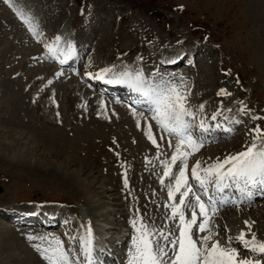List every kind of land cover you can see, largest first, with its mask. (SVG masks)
Wrapping results in <instances>:
<instances>
[{
	"label": "rangeland",
	"instance_id": "obj_1",
	"mask_svg": "<svg viewBox=\"0 0 264 264\" xmlns=\"http://www.w3.org/2000/svg\"><path fill=\"white\" fill-rule=\"evenodd\" d=\"M18 10L32 18L39 36L16 20H22ZM54 42L79 50V63L60 68L42 55ZM119 49L124 53L118 54ZM187 50L198 51L196 68L180 66L170 74L159 70L156 61ZM113 53L117 62L127 60L133 63L128 67L139 65L149 77L159 74L188 90V105L196 110L193 126L201 119L206 125H221L217 140L204 143L213 150H208L211 145L203 147L197 160L211 164L243 151L252 142L251 130L257 125L264 129V0H0V264H14L4 249L9 244L6 230L28 228L12 225L1 213L8 208L64 210L83 227H109V235L121 241L116 246L122 252L116 254L120 264L128 262L134 219L143 217L153 227L164 224L165 216L154 219L151 214L153 203L163 206L168 195L162 189L153 202L151 194L159 173L153 169L166 157L168 144L160 151L162 143L155 148L144 136L151 125L155 139L162 141L163 135L174 146L177 140L153 130L144 109L126 106L127 116L134 111L143 116L128 119L120 111L125 108L121 100L112 103L91 89V81L81 82L82 70H101ZM58 71L63 76H57ZM221 89L228 94H219ZM241 101L250 110L247 115L239 111ZM214 113L216 120L211 119ZM225 128L232 129L228 137ZM252 202L239 205L244 207L240 213L229 211L225 219L220 212L228 208L216 212L214 222L220 228L211 230L218 240L216 234L223 232L225 246L232 237L230 246L241 258L251 254L229 231L244 230L247 238L255 233L264 241V200ZM253 258L264 264V257Z\"/></svg>",
	"mask_w": 264,
	"mask_h": 264
},
{
	"label": "snow or ice",
	"instance_id": "obj_2",
	"mask_svg": "<svg viewBox=\"0 0 264 264\" xmlns=\"http://www.w3.org/2000/svg\"><path fill=\"white\" fill-rule=\"evenodd\" d=\"M17 14L28 25L30 31L39 36L32 18L22 10H18ZM60 40V36L55 37V42ZM55 42L46 47L53 56L58 58L62 50ZM72 51V46H69L68 52L64 55L67 56ZM100 72L99 78L102 79L104 73H112L110 83L127 84L134 91L142 93L150 105L149 111L152 112V118L156 121L161 132H167L169 136H175L177 139L175 150L170 158L161 161L164 168L160 179L162 184L165 177L174 181V183L170 182L166 185L170 203H167L165 207L171 210L169 218L179 221L178 235L172 231L165 232L163 228L150 227L144 222L143 217L134 219L132 226L135 235L132 237V246L128 250L127 264H262L260 258H253L257 254L264 256V241H258L255 233H252L249 239L242 230L236 237L251 254L247 258H241L238 250L230 246L232 237H228L229 246H222L220 241L214 238L209 221L210 214H215L220 207L229 204L238 205L246 200L251 202L252 186L259 185L264 190V129L257 125L251 130L254 134L252 142L243 151L227 155L223 159L217 158L215 162L206 166H202L201 161L197 160L189 169V157L199 151L205 143L203 136H193L196 110L188 105L189 91H182L178 85L159 74H153L151 79L146 78L142 70L139 69L117 73L113 72L112 68H103ZM157 76H159L158 82ZM219 94L228 93L221 89ZM240 104L239 111L247 115L250 110L242 101ZM198 107L202 111L204 105L201 104ZM217 115L218 113H214L211 119L216 120ZM251 118L255 120L261 117L252 116ZM240 122L239 120L234 121V123ZM198 126L202 132L208 131L209 126L203 119L199 121ZM216 127H220V124H217ZM231 130V128L226 129V131ZM147 135L159 149L151 132V125L148 127ZM161 139H164L163 135H161ZM168 144L170 147L172 146L171 140L168 141ZM174 167L176 171H173ZM189 176L194 183L199 185L196 191L193 190V183L190 182ZM125 185H127L126 179ZM209 188H213L217 195H208L207 202H205L199 193L202 191L207 194ZM230 188H235L240 193L239 198L231 193H226V189ZM177 195L179 196L178 203ZM186 200L195 201L190 219L185 215ZM197 208L202 218L198 224V231L203 235L194 240L191 229L193 225H197ZM245 224L250 230L251 225L247 221ZM29 238L33 239V237ZM40 239L43 240L44 237H40ZM80 241L85 257L80 264H93L94 237L90 223L85 228V233L80 237ZM36 247L47 264H78V258L73 259L63 241L58 238L53 237L46 247L40 245Z\"/></svg>",
	"mask_w": 264,
	"mask_h": 264
},
{
	"label": "bare ground",
	"instance_id": "obj_3",
	"mask_svg": "<svg viewBox=\"0 0 264 264\" xmlns=\"http://www.w3.org/2000/svg\"><path fill=\"white\" fill-rule=\"evenodd\" d=\"M15 18V17H14ZM16 20L18 21H20L21 23H22V25H23V20H20V19H18V18H16ZM16 22V21H15ZM17 23V22H16ZM33 33V32H32ZM32 33H30L31 34V36H33L32 35ZM30 38V37H29ZM23 43H25V42H23ZM28 43V42H27ZM53 45V44H52ZM59 46V45H58ZM165 46V45H164ZM27 47H29V46H27ZM32 47V46H31ZM36 48V47H35ZM59 48L61 49V50H64V52L63 53H65L66 52V50H67V52H68V49L67 48H63L62 46H59ZM31 49V48H30ZM38 49V48H37ZM37 49H36V51H37ZM66 49V50H65ZM134 49H136V47H134V48H132V49H130L129 51H128V53H132L133 51H134ZM32 50V49H31ZM34 50V49H33ZM40 50V49H39ZM41 50H42V47H41ZM40 50V51H41ZM49 49H48V47L45 49V50H43L42 51V55H48V51ZM131 50H132V52H131ZM118 51V54H122V53H124L123 52V50L122 49H119V50H117ZM119 51H121V52H119ZM143 51V50H142ZM189 51H191V50H189ZM73 51H72V53L69 55V56H67V58L66 59H64V61H63V66H65V65H70V64H72V60L70 59L71 58V56L73 55ZM144 53V52H143ZM162 54V53H161ZM141 55H143V54H141ZM41 56V55H40ZM78 56H79V53H78ZM110 56H113V58L112 59H110V60H108L107 61V63H105V64H102L101 65V68L103 69V68H112L113 70H117V69H120V70H123V71H125V70H132V71H135L136 69H135V64L134 65H132V67L131 66H126V65H131V64H133V63H131V62H127V60L126 61H122V62H117L116 60H117V56L118 55H116V54H111V55H109V58H111ZM117 57V58H116ZM143 57V56H142ZM49 58V57H48ZM144 58H145V56H144ZM168 58H170V59H168ZM145 60V59H144ZM184 59H183V55H182V53L181 54H178V56H173V58H171L170 56L168 57H165V58H163L162 60H160L161 61V63H159L158 61H156V64H158L157 66H159V70H164V72H166V73H168V74H170L171 72H176L175 70H177V69H179V67L181 66V64H182V61H183ZM196 60V56H195V58H194V61ZM131 61V60H130ZM154 61V60H153ZM127 68H126V67ZM161 66H163V67H165V68H163V67H161ZM163 68V69H162ZM168 68V69H167ZM191 69V68H190ZM99 70V69H98ZM152 70V72H157V71H155V70H153V69H151ZM177 71H179V70H177ZM114 72V71H113ZM85 73V72H84ZM68 74H70V73H68ZM56 75L57 76H63V73H60L59 71L56 73ZM71 75V74H70ZM101 75V72L99 71V72H97V75H94V78H95V80H96V85H97V87L98 88H104L108 93H110L109 95L111 96L110 98H109V100L112 102V103H114L115 102V100H117V99H119V98H121V97H124V96H128L129 95V89L130 88H128V87H126L124 84H122V83H110L109 82V80L112 78V73H104L103 74V78L101 79V78H99V76ZM71 77H73V75H71V76H68V78H71ZM89 77H92L91 75L89 76ZM75 78V77H74ZM159 76H157V78H156V80L158 81L159 79ZM81 82L83 83V80H81ZM98 82L100 83V84H98ZM101 84H103V85H101ZM127 89H128V91H127ZM90 91V90H89ZM106 92V93H107ZM133 96V95H132ZM100 98V97H99ZM133 99H135V98H139V97H136V96H133L132 97ZM101 99V98H100ZM107 101V100H106ZM107 103V102H106ZM127 104L128 103H126V104H124V106H125V108H122V107H120L122 110H120V111H123V112H125V110L124 109H126L127 107ZM108 105H110L109 103H107V106ZM190 105V104H189ZM143 106H145V105H142V104H140L139 105V107H142V109H144V112L146 113V115H144V116H148L150 119H149V121H151L152 122V124H153V130H155L156 132H158V131H160L161 129L159 128V126L157 125V123H156V121L152 118V116H151V114H150V112L149 111H145V109H147L146 107H143ZM109 108H110V106H109ZM112 108H114V107H112ZM116 109V108H115ZM119 109V108H118ZM130 109V108H129ZM140 109V108H139ZM127 110V109H126ZM116 111H117V109H116ZM128 112H129V110H127ZM119 112V111H118ZM128 112H125L124 114H125V116L128 118V119H134V118H143V116L142 115H140V114H138L137 116L135 115V114H133V113H131L130 115H128L127 116V113ZM120 113H122V112H120ZM130 113V112H129ZM135 113H137V112H135ZM123 114V113H122ZM121 115V114H120ZM139 115L141 116V117H139ZM124 118V115L122 116V119ZM126 120V119H125ZM149 123V122H148ZM210 124V129L209 130H213V132H212V135L209 137V135L208 134H206L205 132H204V138H205V140H207L208 138H210V140L211 141H216L217 140V134H216V132L217 131H219V129H220V127H221V125H220V127H216V125L218 124V123H213V124H211V123H209ZM226 129V128H225ZM228 129V128H227ZM147 130H148V128H147ZM222 130H223V128H222ZM232 131V130H231ZM231 131H229V133L231 132ZM10 132V131H9ZM148 132V131H147ZM229 133H227L226 135V137H228L230 134ZM23 134V133H22ZM142 135V134H141ZM236 135V134H235ZM27 137V136H26ZM25 137V138H26ZM144 138H146L147 140L149 139L148 138V135H147V133H146V135L144 136ZM144 138H141V140H143ZM20 139V138H19ZM159 139V138H158ZM157 138H156V141H157V144L159 145V148H160V143H162V146H161V148H160V151H161V149H163V145L166 143V144H168V140L166 139V141H165V139H163L162 141L159 139L158 140ZM17 142V141H16ZM176 143H177V141H176ZM153 144V143H152ZM172 145H173V143H172ZM209 145H211V144H207V145H203V147H205V146H209ZM153 146L155 147V148H157V145L156 144H153ZM213 145H211V147L208 149V150H210L211 148H212V150H213V148H214V146L212 147ZM216 147L215 148H218V145H215ZM203 147L202 148H200V150L199 151H197V152H195V153H193L190 157H189V160H188V163H189V169L191 168V166L192 165H194L193 163H192V161H193V158H195L194 160H197V158L199 157V152L200 151H202V149H203ZM220 147V146H219ZM175 148V146L173 145V146H169V144H168V146L167 147H165V150L163 151L164 152V154H165V158L162 160V155L160 154V151H159V154H160V159L162 160V161H165V159L166 158H170V156H171V154H172V152L175 150L174 149ZM174 149V150H173ZM203 152V151H202ZM205 152H206V150H205ZM202 154H204V153H202ZM206 155V154H205ZM211 155V154H210ZM203 159V158H202ZM167 160V159H166ZM198 160H201V159H198ZM156 162H159V161H156ZM196 162V161H195ZM202 163V166H206V165H208L207 164V162H201ZM157 164V163H156ZM210 164V163H209ZM161 165H162V163L159 165V166H156V167H154V169H153V167H152V169H153V172H154V170L156 171L158 168H159V173L158 174H156V178H157V181H158V183H155L154 184V187H155V189H156V191H155V193H152L151 195L153 196V198H155L154 199V201L153 202H155L156 201V197L157 196H159L160 194H161V191H162V189H163V191H164V194H166V196L168 195L167 194V187H166V185H168L170 182H173L174 183V181H170L169 180V178H167V177H165L164 178V183L162 184L161 183V180H158L159 178H161V176L163 175V168H164V165L161 167ZM173 171H176V168L174 167L173 168ZM152 172V173H153ZM154 174H155V172H154ZM153 174V175H154ZM154 179V177L152 176V180ZM189 180H190V182H192V178H191V176H189ZM149 180H148V178L145 176V184L148 182ZM155 181V180H154ZM160 181V182H159ZM253 187V189H254V192H256V195L257 196H255L254 197V200H258L259 199V197H258V195L261 193V192H264V190H262V188H261V186H259V185H256V186H252ZM194 189V188H193ZM233 189V188H232ZM101 190V189H100ZM236 192V191H235ZM98 193V192H97ZM96 193V194H97ZM151 197V196H150ZM178 200H179V196L177 195V203H178ZM167 203H170V201H169V198H168V196H167V201L164 203V205L162 206H157V205H155L154 203H153V207H154V210L152 211V214L151 215H154V219H159L158 217L160 216L162 219L164 218V216H165V220H164V224H162L161 226H155V227H158L157 229H161V228H163L164 229V231L166 232V231H170V229H172L173 231H174V233L176 234V235H178V225H179V221H178V219L177 220H175V221H173L172 219H170L169 217L171 216V210L169 209V208H167V207H165V205L167 204ZM246 203V201L243 203V204H245ZM248 204L249 203H252L253 204V202H247ZM252 204H251V206H252ZM186 205H187V207H185V215H186V218H188V219H190V217H191V212H192V208H193V206L195 205V201L193 200V201H188V200H186ZM239 205V204H238ZM238 205H231V204H229V205H227L226 207H229V209H227L226 210V212H225V214H224V212L222 211L220 214H221V216L222 217H224L223 215H226V214H228L229 215V211H233V213H235L234 211H238L239 213H240V211L239 210H242L244 207H240V206H238ZM237 206V207H236ZM251 206H249V207H251ZM254 206V205H253ZM10 210V211H9ZM12 210V211H11ZM34 208H25V209H18V210H16V211H13V209H4V211H2L3 213L2 214H4L3 216H5L8 220L10 219V221L12 222V225H15V226H21V227H28V228H25L22 232H20V230H19V232L17 231V229H15V228H8L6 231H7V236H6V238H7V241L9 242V244H8V246H5L4 247V249L6 250V253H7V255L11 258H9V260H13V263L14 264H47V261H45L44 260V258L41 256V254H40V251L37 249V244H39V245H41V246H43V247H46L47 245H48V243H49V241L53 238V237H55V238H58V239H60L61 240V238L60 237H58V235H57V232H52V233H49L51 230H54V225H55V216L52 214V212L53 211H51L50 209H45V213H46V217H41L42 216V214H38V213H36V212H34ZM197 210V225H193V227H192V229H191V234H192V237H193V239L195 240V239H198L199 238V236H201V235H203V233H200L199 231H198V224L201 222V216H200V214H199V210H198V208L196 209ZM209 211H210V209H209ZM228 211V212H227ZM237 213V212H236ZM244 213V212H243ZM214 216V215H213ZM152 218H153V216H152ZM224 219H225V217H224ZM226 220H229V219H226ZM225 220V221H226ZM158 222V221H157ZM162 223H163V220H162ZM76 224L80 227H82L83 228V231L85 232V227H83V225H81V223H77L76 222ZM40 225V226H39ZM151 227H153V225L152 224H149ZM209 226H210V228H211V230H215V229H219L220 228V225H218V224H216V222H214L213 221V217H210V221H209ZM100 228H102V229H100V230H97V227L96 228H91L92 229V233H93V237H95L96 236V234L98 233L99 235V237H101V234L100 233H105L104 234V236H103V240H106V234L108 233V232H110V229L111 228H109L108 227V229H106V227H100ZM215 228V229H214ZM252 228V227H251ZM50 229V230H49ZM98 229H99V227H98ZM45 230H49V232H46ZM112 230V229H111ZM5 231V232H6ZM40 231H45V233H42V232H40ZM105 231V232H104ZM107 231V232H106ZM244 231V230H243ZM100 232V233H99ZM129 232H130V230H129ZM241 231H238V230H231V231H229V234H232V235H236L235 237H237L238 235H239V233H240ZM247 234V233H246ZM217 236L216 237H218L220 240V244L222 245V246H225V243L224 244H222L223 243V237H220V236H223V232L222 231H219V233L218 234H216ZM248 235V234H247ZM38 236V237H37ZM29 237H33V239H30ZM40 237H44V239L43 240H41L40 239ZM21 238H23L22 240L24 241V242H28V243H34L33 245H30V244H26V243H24V242H22V245H19L17 242L21 239ZM250 239V238H249ZM72 239H70V243L72 242L71 241ZM227 240V239H226ZM115 243L117 244V245H119V244H121V243H119V239L117 238V237H115L114 239H113V241H112V245L114 244L115 245ZM12 244V245H11ZM128 247L131 245V241L130 240H128V242H127V244H126ZM78 246L76 245V248H77ZM17 251H20V252H23V253H21V254H19V255H17L16 253H17ZM107 255V253H104L103 255H102V257H104L105 258V256ZM7 258V257H6ZM8 259H6L5 261H7ZM40 262V263H39ZM9 263H11L10 261H8V262H4L3 264H9Z\"/></svg>",
	"mask_w": 264,
	"mask_h": 264
},
{
	"label": "water",
	"instance_id": "obj_4",
	"mask_svg": "<svg viewBox=\"0 0 264 264\" xmlns=\"http://www.w3.org/2000/svg\"><path fill=\"white\" fill-rule=\"evenodd\" d=\"M0 190H1V188H0Z\"/></svg>",
	"mask_w": 264,
	"mask_h": 264
}]
</instances>
